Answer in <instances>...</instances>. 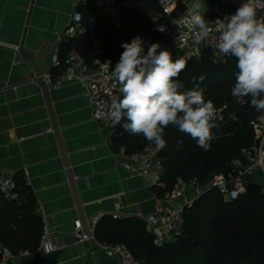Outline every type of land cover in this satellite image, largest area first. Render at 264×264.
Masks as SVG:
<instances>
[{"label":"crops","instance_id":"crops-1","mask_svg":"<svg viewBox=\"0 0 264 264\" xmlns=\"http://www.w3.org/2000/svg\"><path fill=\"white\" fill-rule=\"evenodd\" d=\"M215 2L203 0L202 10ZM76 13L83 16L87 31L83 36L89 34L86 43L66 35ZM124 22L125 18L116 26L98 16L92 0H0V172L12 176L20 188L27 187L42 230L48 228L56 246L54 253L44 254L39 241L32 249L16 251L29 254L16 255L9 264H120L101 246L122 243L110 237L116 202L121 205L119 220L132 219L145 226L143 217L154 213L167 194V184L152 186L124 169L126 149L116 148L115 134L93 120L80 84L66 83L58 89L47 84L89 225L94 219L109 220L99 232L104 243L96 237L95 242L80 243L73 236L79 214L36 76L37 72L44 78L61 75L63 69L52 63L54 55L110 54L105 36L120 31ZM23 38L25 48L36 54L47 45L46 57L36 55L35 68L19 53ZM22 201L18 193L16 202Z\"/></svg>","mask_w":264,"mask_h":264},{"label":"trees","instance_id":"trees-1","mask_svg":"<svg viewBox=\"0 0 264 264\" xmlns=\"http://www.w3.org/2000/svg\"><path fill=\"white\" fill-rule=\"evenodd\" d=\"M159 12V0L140 1L133 10L125 13L122 29L105 36L110 54L96 57L92 52L80 51L85 61L92 64L95 59H110L114 68L124 51L122 43L132 41L133 29L138 31L136 37L140 36L146 42V51L148 44L162 43L163 37L154 31L151 19ZM88 37L89 34L77 38L86 43ZM229 62L227 66L215 65L208 59L186 61V68L178 77L183 85L178 91L202 89L205 100H211L216 109H226L213 121L217 126L212 129L215 138L206 151L211 160L209 166L199 161L202 148L195 140L175 126L169 125L165 129L166 147L162 156L167 191L179 178L187 182L196 180L202 187L210 186L214 176L229 174L231 163L241 159V150L253 144L252 123L264 114L250 106V97H245L242 103L232 97L231 88L238 69L237 61ZM200 76L205 79L200 81ZM193 77L197 78L195 82ZM126 122L125 119L116 125L114 145L129 153L142 150L149 141L125 131L122 125ZM193 153L196 160L192 158ZM18 193L23 200L21 204L0 197V239L14 253L37 246L43 231L27 187L22 185ZM108 223L109 220L102 219L96 225L95 237L101 243L104 240L99 232ZM110 229L113 242L127 244L141 264H264V195L259 184L248 185L247 192L231 203H225L215 189L207 190L186 210L182 235L162 248L154 245L151 235L139 221L115 220Z\"/></svg>","mask_w":264,"mask_h":264},{"label":"built area","instance_id":"built-area-1","mask_svg":"<svg viewBox=\"0 0 264 264\" xmlns=\"http://www.w3.org/2000/svg\"><path fill=\"white\" fill-rule=\"evenodd\" d=\"M86 1V0H83ZM141 0H94L96 14L108 19L119 26L124 21L126 12L133 10ZM203 0H200V3ZM194 0H159L160 12L153 16L154 31L163 37L159 50H168L173 59L183 58L186 61H201L208 59L215 65L224 64L231 55L223 56L214 46V38L218 36V24L225 16L234 14L244 0H216L206 10H202L204 19L209 23V36L202 42L195 39L194 30L189 26L188 9ZM257 17L264 19V0H254ZM163 28V31L160 29ZM83 16L76 13L66 30L69 37H78L85 34ZM110 60H95L88 64L78 53H71L63 58L52 56V63L63 72L58 76H47L46 83L54 89L61 88L66 83H78L84 89V96L89 101L92 109L93 120L99 126L115 134L110 118V104L113 96H120V85L112 76L111 65H106ZM226 108L217 109L219 118ZM216 118V119H217ZM215 119V120H216ZM253 144L241 150V159L231 163L232 171L229 174L214 176L211 185L203 190L196 180L184 181L179 178L171 190L167 191L163 202L156 207L154 213L144 216L145 230L151 235L157 247H164L174 243L182 235L185 223V212L190 209L200 196L210 189H215L225 203H231L246 193L252 180L261 185L264 195V115L252 123ZM163 150V149H162ZM162 150L149 142L140 151L125 152L123 167L131 175L146 179L152 186H166L165 159ZM193 191L190 196L189 193ZM0 196L9 202L18 198V185L14 178L7 173L0 172ZM116 210L112 214L114 220L121 219L120 203L116 202ZM97 219L90 224L91 235H85L79 222L73 232L74 238L80 243L95 242V228ZM41 250L44 254L56 251L51 234L44 226L40 238ZM110 256H116L120 264H141L129 246L125 243L101 245ZM29 252L14 253L4 245L0 239V264H9L16 255H28Z\"/></svg>","mask_w":264,"mask_h":264},{"label":"clouds","instance_id":"clouds-1","mask_svg":"<svg viewBox=\"0 0 264 264\" xmlns=\"http://www.w3.org/2000/svg\"><path fill=\"white\" fill-rule=\"evenodd\" d=\"M201 7L200 0H194L188 9V24L198 43L206 40L210 32ZM216 23V50L237 61L232 97L238 103L250 97V106L264 114V19L257 17L254 0H244L234 14ZM121 46L124 51L111 73L122 94V98H111L113 126L126 119L122 125L125 131L143 136L162 150L166 147L165 129L172 125L195 140L198 147L209 150L215 138L212 129L217 126L213 122L217 109L211 100H205L202 89L178 91L183 86L178 77L186 68V61L179 57L174 60L166 49L158 51L159 43L148 44L145 52L146 42L140 36ZM106 65H111V61ZM204 79L199 77L200 81Z\"/></svg>","mask_w":264,"mask_h":264},{"label":"water","instance_id":"water-1","mask_svg":"<svg viewBox=\"0 0 264 264\" xmlns=\"http://www.w3.org/2000/svg\"><path fill=\"white\" fill-rule=\"evenodd\" d=\"M46 48H47V45L44 46V48L36 54L32 50L25 48V39L23 38L21 45H20L18 50H19V53H20L22 59L24 61L29 62L35 68V67H37V64L35 61L36 55L38 57H46L47 56V52L45 51ZM36 78H37V82H38L39 86L41 87V89L43 91V94H44V97L46 100V104H47V107L49 110L53 131H54V134L57 138V142H58V145L60 148L61 156H62L64 165H65V168L67 170L68 181H69V185L71 187V190H72L74 198H75V203H76L77 211L79 214V220H80V224L82 227V232L85 235L90 236L91 230H90L89 221L87 220V218L85 216L83 204L81 202V199L79 197V193L77 190L76 179H75V176L73 175V172L71 171V166H70V162L68 159V154H67V151L65 148V144H64V141H63V138L61 135V130H60L59 124L57 122V117H56V114H55V111L53 108V104L51 101L49 87L46 83V80L44 78L43 73L37 72Z\"/></svg>","mask_w":264,"mask_h":264},{"label":"rangeland","instance_id":"rangeland-1","mask_svg":"<svg viewBox=\"0 0 264 264\" xmlns=\"http://www.w3.org/2000/svg\"><path fill=\"white\" fill-rule=\"evenodd\" d=\"M153 18V16H151V19ZM149 19H150V17H149ZM138 32V31H137ZM137 32H136V29H133L132 30V34H131V37H132V39L133 38H135L136 37V34H137ZM145 52H146V47H145ZM232 58V59H231ZM231 59V60H230ZM229 60H230V62H229ZM227 62H229V64H234L235 62H236V58L235 57H233V56H231V57H229L227 60H226V62L224 63L225 65H227ZM228 66V65H227ZM221 117V116H220ZM201 150V159H199V161L201 160L202 161V164H204V166H209L210 165V162H211V160H210V158H209V154L204 150V149H200ZM196 156H195V153H193L192 154V158H194V160H196V158H195ZM250 184H258L255 180H252L250 183H249V185ZM259 186H260V190H261V185L259 184ZM209 186H201V189H203V190H205V189H207ZM247 192V191H246Z\"/></svg>","mask_w":264,"mask_h":264}]
</instances>
